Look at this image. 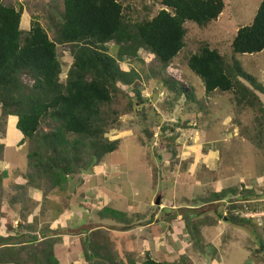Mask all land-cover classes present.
Here are the masks:
<instances>
[{
    "label": "rangeland",
    "instance_id": "374dc122",
    "mask_svg": "<svg viewBox=\"0 0 264 264\" xmlns=\"http://www.w3.org/2000/svg\"><path fill=\"white\" fill-rule=\"evenodd\" d=\"M1 1L21 9V30L36 20L50 40L59 37L62 0ZM260 1L223 0L207 25L186 21L184 46L165 68L142 48L136 57L123 56L120 69L136 73L135 82L117 83L102 107L109 118L104 137L117 140V149L68 176L61 188L38 177L30 182L28 154L37 139L24 137L17 116L0 107V238L6 240L0 264H45L47 249L58 264H140L147 257L166 264H264V250L256 251L264 241V49L231 50L237 27L251 23ZM119 2L129 24L163 8L160 0ZM203 45L254 77V84L243 83L255 103L234 90L205 91L187 66ZM106 46L115 55L116 45ZM70 47L56 44L62 84L73 63ZM20 79L32 83L27 75ZM54 125L43 118L37 133ZM187 208L196 214L186 215Z\"/></svg>",
    "mask_w": 264,
    "mask_h": 264
},
{
    "label": "trees",
    "instance_id": "16d2710c",
    "mask_svg": "<svg viewBox=\"0 0 264 264\" xmlns=\"http://www.w3.org/2000/svg\"><path fill=\"white\" fill-rule=\"evenodd\" d=\"M62 1L63 20L55 41L48 38L36 20L27 31L21 30V9L0 0L1 112L17 116L16 128L22 135L37 139L36 149L28 154L34 172L28 176L30 182L35 177L42 178L52 188H61L68 176L117 149V140L104 137L109 118L102 107L118 92L117 83L135 82L136 73L120 69L123 56L136 57L137 50L142 48L153 53L165 68L184 46V23L191 21L203 27L224 8L223 0H160L163 8L152 19L129 24L123 20L119 0ZM111 41L116 45L115 55L106 46ZM57 43L71 45L73 63L65 84L58 80ZM263 49L264 0H261L251 23L237 27L231 50L233 54H254ZM187 66L202 80L207 93L234 90L255 103L256 94L243 83L246 80L254 84V77L238 61L226 64L216 49L201 46L188 57ZM22 74L30 78L31 85L21 81ZM163 83L171 86L175 82L163 79ZM178 92L193 99L187 88L180 87ZM43 118L51 119L55 125L50 131L38 134ZM38 186L39 182L35 187ZM103 211L122 215L110 208ZM0 241L1 245L6 244L3 238ZM263 250L264 241H261L256 251ZM42 260L45 264H58L50 249L45 250ZM140 264L166 263L147 257Z\"/></svg>",
    "mask_w": 264,
    "mask_h": 264
},
{
    "label": "water",
    "instance_id": "95a60500",
    "mask_svg": "<svg viewBox=\"0 0 264 264\" xmlns=\"http://www.w3.org/2000/svg\"><path fill=\"white\" fill-rule=\"evenodd\" d=\"M185 214L188 215V216H190V215H192V214H196V211H194V210L191 209V208H187V209L185 210Z\"/></svg>",
    "mask_w": 264,
    "mask_h": 264
}]
</instances>
